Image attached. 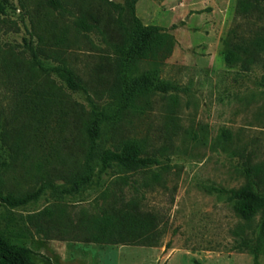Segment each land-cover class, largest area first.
I'll use <instances>...</instances> for the list:
<instances>
[{
    "label": "rangeland",
    "instance_id": "rangeland-1",
    "mask_svg": "<svg viewBox=\"0 0 264 264\" xmlns=\"http://www.w3.org/2000/svg\"><path fill=\"white\" fill-rule=\"evenodd\" d=\"M2 1L0 189L24 194L47 176L57 187L46 185L24 205H0V231L9 241L30 247L34 264H256L257 243L264 264V215L246 220L229 198L245 183L264 195V171H247L264 168V46L246 66L224 57L226 41L264 38V0H137L142 23L161 26L176 43L170 54L133 60L128 77L156 67L179 89L151 94L121 119H104L96 142L98 150H122L138 140L158 162L137 172L117 163L101 170L95 156L93 182L79 193L62 191L70 186L63 174L85 161L84 122L117 107L131 0H62L56 9L46 0ZM63 65L85 89L67 86L56 70ZM24 80L55 91L39 114L27 110ZM61 162L65 172H57ZM105 191L138 196L157 217L159 244L87 241V219L112 202Z\"/></svg>",
    "mask_w": 264,
    "mask_h": 264
},
{
    "label": "trees",
    "instance_id": "trees-1",
    "mask_svg": "<svg viewBox=\"0 0 264 264\" xmlns=\"http://www.w3.org/2000/svg\"><path fill=\"white\" fill-rule=\"evenodd\" d=\"M24 2V0H21L23 6ZM136 2L137 0H131L133 28L128 36V47H123V49L125 48V57L121 65V73L124 83L119 90L117 107L111 115L103 112H94L84 122L86 142L83 144V153L85 154V161L79 164L70 174H63L64 179L70 183L69 187L62 189L64 192L79 193L93 182L94 167L92 159L95 156H99L102 164L101 170H106L108 167L113 166L114 163H117L126 171L137 172L158 162L156 158L146 155L144 144L138 140L126 141L122 150H98L96 142L100 125L104 119L110 117L117 120L121 119L123 113L130 108L133 110L142 109V103H147L151 94L179 89L176 83L161 79L158 75L159 70L156 67L141 73L132 80L128 77L129 67L133 60L157 58L159 55L170 54L176 43L175 37L161 26L142 23L140 18L134 13ZM46 3L54 9L62 6V0H46ZM3 11L4 2L0 0V12ZM36 21L38 23V20ZM81 23L84 27L91 26L86 20H81ZM38 39L44 41V36L38 33ZM225 45L224 57L226 62L235 64L242 61L246 66V61L254 59L258 49L263 48L264 38H255L248 42L226 41ZM33 56L40 69L46 71L47 69L37 59V52L34 50ZM56 70L71 89H85L81 79L72 68L63 65L57 67ZM24 81H20L19 88L20 93H24L26 97L27 110L31 111V113L39 114L44 110V104L49 105L54 100L52 95H55V91L50 92L42 88L41 83L38 82L35 85L30 82L26 84V80ZM61 164L62 167H56L57 172L64 171L63 166L66 165V162H61ZM247 171L260 173L264 171V168L256 165L247 168ZM42 179L43 183L38 188L27 191L24 194L4 193L0 189V205L19 206L27 204L32 200H36L42 194L46 185L57 189L50 177H42ZM144 184L147 187L150 186L149 182ZM110 194L113 196L112 202L103 208L102 213L92 215L87 219V241L105 244L143 243L158 245L161 231L156 215L149 210L142 209L138 196L126 200L124 195L105 191V200ZM229 198L233 201L235 212L246 220L254 219L259 213L264 215V195L256 191L250 183L230 189ZM259 250L260 243L251 248L256 264H261ZM31 254L32 249L30 247L12 244L0 231V264H34Z\"/></svg>",
    "mask_w": 264,
    "mask_h": 264
}]
</instances>
